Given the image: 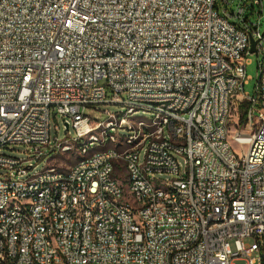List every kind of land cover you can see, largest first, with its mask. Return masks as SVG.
<instances>
[{
  "label": "built area",
  "instance_id": "2783aa9c",
  "mask_svg": "<svg viewBox=\"0 0 264 264\" xmlns=\"http://www.w3.org/2000/svg\"><path fill=\"white\" fill-rule=\"evenodd\" d=\"M232 1L0 0V205L19 200L0 217V264H264V0L228 12ZM249 52L254 95L243 90ZM102 104L123 111L85 113ZM135 111L151 118L132 122ZM132 128L138 146L110 148ZM18 144L45 166L24 177L30 159L2 151ZM56 153L73 158L71 174L50 164ZM145 173L174 190L149 191ZM56 176H67L60 191Z\"/></svg>",
  "mask_w": 264,
  "mask_h": 264
},
{
  "label": "bare ground",
  "instance_id": "6f19581e",
  "mask_svg": "<svg viewBox=\"0 0 264 264\" xmlns=\"http://www.w3.org/2000/svg\"><path fill=\"white\" fill-rule=\"evenodd\" d=\"M135 111L130 114V121L139 122L142 117H136ZM97 133H105V125H97ZM143 141V132H139V128H132V135L128 138H117L116 141H110V148L117 146L134 147ZM233 134H226V145H232ZM94 137H86V144L91 145V151H100V143L96 148H92ZM64 174H71V166L64 168ZM111 181H119V173H111ZM67 183V176H56L52 182V191H60L61 186ZM145 184L149 191H166L174 190V183L158 182L152 173H145ZM195 184H203V177H195ZM93 181L82 182L80 186V206H89V197L92 194ZM45 191L44 183H36L29 188V195L34 199H41ZM19 207L18 199H10V202L0 205V217H7L10 211ZM114 207H118V200H111V204H106V211H114ZM35 213V204H28V209L23 212V219H31ZM137 238H145V231H137Z\"/></svg>",
  "mask_w": 264,
  "mask_h": 264
},
{
  "label": "rangeland",
  "instance_id": "374dc122",
  "mask_svg": "<svg viewBox=\"0 0 264 264\" xmlns=\"http://www.w3.org/2000/svg\"><path fill=\"white\" fill-rule=\"evenodd\" d=\"M239 0L232 1L231 4L227 5V11L232 12L237 9V4ZM218 4L220 5V10L223 13V10L225 8L224 5L221 4L220 1H218ZM246 16H250L251 18H256L251 16V9L249 8L246 11ZM232 20L236 21L234 17H230ZM262 30H264V17L262 18ZM248 58L249 63H247L246 66V75L249 78L248 82L244 85V92L248 93L249 95H254L256 93V86H257V80H258V66H257V59L258 55L255 52H249L246 56ZM242 92V91H241ZM103 110H109L111 112H120L123 111L120 105L118 104H102L98 107V109L94 108H88L86 109L85 113L89 115L92 119L96 120H104L106 119L107 115L103 112ZM136 117H144V118H151V114L149 112H138L135 114ZM52 128L55 124H57L60 127V136H63L65 133V127H64V121L60 116H57L55 119L52 117ZM54 132V130H53ZM71 133L74 134V130L71 129ZM122 134H127L126 130L121 131ZM233 145V142H232ZM97 143L92 144V148H96ZM234 147L237 148V144H234ZM239 149V148H238ZM2 151L10 156L21 158V159H30L29 161L25 162V165H32L33 167L28 170L27 174L24 175V177H28L32 175L34 172L41 170L45 166V160L43 159H37L35 157V154L33 153V150L30 149L27 145H15L14 150H10L8 148H2ZM55 155V158L50 159V164H62L64 168H67L68 164L72 163L73 158L63 156L59 153L53 154ZM52 155V156H53ZM60 155V156H59ZM78 157V154H76ZM180 162L184 165L185 158L183 156L179 157ZM8 171L6 169H0V174H6ZM252 240L250 238L245 239V244L251 243ZM231 248L232 250H235L234 242H231ZM248 262L245 259H238L235 261V264H247Z\"/></svg>",
  "mask_w": 264,
  "mask_h": 264
},
{
  "label": "water",
  "instance_id": "95a60500",
  "mask_svg": "<svg viewBox=\"0 0 264 264\" xmlns=\"http://www.w3.org/2000/svg\"><path fill=\"white\" fill-rule=\"evenodd\" d=\"M250 40H251V51H254L256 40H254L252 37L250 38Z\"/></svg>",
  "mask_w": 264,
  "mask_h": 264
}]
</instances>
